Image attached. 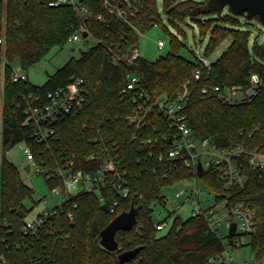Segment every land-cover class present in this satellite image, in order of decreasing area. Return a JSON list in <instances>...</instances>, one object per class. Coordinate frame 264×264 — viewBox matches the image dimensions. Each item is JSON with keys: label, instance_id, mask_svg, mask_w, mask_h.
I'll list each match as a JSON object with an SVG mask.
<instances>
[{"label": "trees", "instance_id": "1", "mask_svg": "<svg viewBox=\"0 0 264 264\" xmlns=\"http://www.w3.org/2000/svg\"><path fill=\"white\" fill-rule=\"evenodd\" d=\"M53 1L0 0V34L4 38L0 45V96L4 97L0 264H213L209 259L222 253L224 244L203 215L186 219L178 215L164 234L155 228L153 206L166 203L162 188L192 176L182 163L167 157L170 144L163 135L172 131L157 110L147 113L139 130L130 124L128 117L138 102L133 101L134 91L124 89L129 76L137 74L138 88L146 93L139 102L146 107L163 96L174 99L187 89L188 125L196 137L209 138L220 147L242 145L247 150H264V45L251 42V30L241 26L242 19L248 18L226 8L197 12L207 0H162L161 9L171 26L182 32L181 25L190 19L201 35L209 34L206 58L227 38H231L229 46L207 66L200 59L184 57L181 49L185 43L171 33V49L166 55L153 61L140 56L129 62L132 50L138 47L139 34L164 25L159 0H130V9L137 10L126 18L116 13V9L128 6L125 0H79L87 13L66 3L53 6ZM82 29L96 37V45L79 58L68 60L44 84H33L28 78L12 80L17 65L28 71ZM196 71L199 78L194 77ZM252 74L258 75L259 85L250 99L224 103L214 94L202 93L203 88L215 85L248 87ZM76 80L83 88L82 104L53 122L54 137L38 140L34 125L26 123V101L46 103L49 93L69 89ZM20 142L31 148L38 172L50 189L63 186L59 169L95 171L105 159L112 158L129 194L122 196L114 186L113 174H109L99 194L83 189L68 196L52 208L38 234L24 233L32 208L25 201L33 200L34 191L6 156ZM242 162L247 176L243 186L226 190L211 169L196 175L218 199L227 194L229 205L243 202L255 210L258 229L248 244L262 255L264 172L249 166L247 156ZM134 196L141 206L137 224L131 230L118 231V249L109 251L100 244V232L129 209ZM137 247L140 250L132 260L119 261L120 253Z\"/></svg>", "mask_w": 264, "mask_h": 264}, {"label": "built area", "instance_id": "2", "mask_svg": "<svg viewBox=\"0 0 264 264\" xmlns=\"http://www.w3.org/2000/svg\"><path fill=\"white\" fill-rule=\"evenodd\" d=\"M128 4L125 8L116 9L118 16L126 18L128 14L136 12L137 8L130 9V0H125ZM70 4L74 9L81 13H87V9L79 4V0H54L50 4L58 6L60 4ZM71 40H79L80 34L75 33L71 36ZM4 43V38L0 34V45ZM165 45L163 40L158 41V48L161 49ZM140 57L138 47L134 48L128 59L129 62ZM205 65H209L206 59H200ZM199 71L194 74L195 78H199ZM27 75L13 71L12 80H26ZM140 78L137 74L129 76L125 91L133 92V101L138 102L133 113L129 115L130 124L138 128L144 125V117L153 109L166 119L168 126L172 132L164 133L163 137L169 140L170 148L167 150V157L175 160L176 164L182 163L191 174L192 181L190 186H183L176 193L177 199H182V203H191V216L195 217L203 215L207 220L208 227L217 236L222 239L224 250L222 253L211 257L209 262L213 264H264V253L260 255L258 250L253 249L251 259L248 261H236L229 252L230 247L241 246L240 239L242 236L248 237L257 233V219L255 210L249 205L240 202L229 205L228 196L218 199L204 187L199 188L197 185L200 179L196 175L201 164L203 171L211 169L223 181L224 188L230 189L235 186H243L247 176L242 172V158L247 156L249 166L254 169L264 172V150H247L242 145H230L227 147L217 146L214 141L209 138H198L194 135L191 127L188 125L186 113V105L188 102V91L185 89L180 92L174 99L163 96L156 99L149 106H145L139 102V99L146 97V93L140 90L138 83ZM259 85V77L257 74H252L250 85L243 87L241 85H232L222 88L215 85L212 89L203 88L202 93L214 94L224 103H234L250 99L256 94ZM241 94V97H237ZM39 102V98L37 99ZM83 101V88L80 85V80H76L69 89H58L49 93V101L46 103L36 104L34 100H27L25 104V113L27 114L26 123L34 125V132L38 140L45 141L50 137L55 136V129L52 126L53 122L61 115L71 112L73 109L80 107ZM136 134L134 135V137ZM24 152L30 160H34L31 148L26 145ZM70 166V165H69ZM38 171H40L38 169ZM59 175L62 177L63 186L55 190V193L64 194L65 198L73 195L71 192L80 184L83 186L80 190H93L97 193L100 188L104 187L106 178L109 174H113V181L116 190L122 195L129 194V188L126 186V181L120 176L117 170L115 161L112 158L105 159L95 171H84L81 169L66 170L59 169ZM79 190V191H80ZM77 193V192H76ZM212 197V202L208 197ZM203 197V200H201ZM101 199V196H100ZM46 203V200H43ZM116 204V201L114 202ZM112 211L114 208L111 209ZM53 210H47L42 216H37L35 219H27L24 224V233L38 234L43 226L46 217L51 215ZM232 223H236L235 233L232 238L229 237V231ZM154 226L157 230H163L167 226L166 221H156ZM232 239V241H230Z\"/></svg>", "mask_w": 264, "mask_h": 264}, {"label": "rangeland", "instance_id": "3", "mask_svg": "<svg viewBox=\"0 0 264 264\" xmlns=\"http://www.w3.org/2000/svg\"><path fill=\"white\" fill-rule=\"evenodd\" d=\"M161 1L162 0H159L158 4L162 16V21L164 25L169 27L170 32L165 29L164 25L158 24L147 32L140 33L138 49L141 57L153 61L158 56L166 55L171 49V33L176 34L185 43V46L181 49V54L186 58L192 60L206 59L211 63L215 62L224 53L231 42V38H227L225 41H223L214 51V53L206 58L204 50L209 38V34L201 35L197 24L190 19L187 20V23L181 25L182 32L171 26L161 9ZM225 10H227V8ZM203 19H205V17ZM241 26L251 30V42L253 40H257L259 43L264 44V24L260 23L254 17L252 19L243 18ZM83 31L84 30L82 29L79 33V40L76 41L70 39L63 47L53 48L45 58L30 67L28 71L22 70L18 65L13 69V71L17 69L19 73L26 74L28 80L33 84H44L48 76L55 73L57 69L62 67L68 60H70L71 58H79L83 51H86L90 47L96 45V37L92 34H89L87 37H83ZM159 40H163L165 42L164 47L161 49L158 48ZM2 87L3 82L1 84V88ZM237 97H241V94H238ZM3 100V94H1L0 132L2 129ZM25 147V143L20 142L16 144L12 149H10L6 153V156L18 167L22 179L34 191L33 200L28 199L25 201V204L28 208L32 207L27 216V219H35L37 218L38 214L44 213L47 210L52 209L56 205L61 204L65 199V196L62 193H55V190L60 189V187L50 189L47 186L43 174L38 172L36 162L27 158L26 153L24 152ZM2 156L3 145L0 134V161L2 159ZM28 165L30 167L29 170H27ZM192 184V181L183 180L162 188V193L166 197V203L165 205L156 204L153 206V218L155 219V221L164 220L167 222V226L163 230H160L159 234H164L170 229L176 216L179 215L183 219L191 216L192 204L182 203L183 198L177 199L176 193L181 189V187L190 186ZM197 185L199 186V188H201L202 181H198ZM82 188L83 186L80 184L71 192L75 194ZM99 193L100 192L97 191V194ZM43 200H46L47 202L44 203ZM201 200H203V197H201ZM208 200L212 202V197H208ZM240 242L241 246L229 248L231 256H233L236 261L245 260L248 262H252L253 260L251 259V255L253 249L251 245L248 244V237L242 236Z\"/></svg>", "mask_w": 264, "mask_h": 264}, {"label": "water", "instance_id": "4", "mask_svg": "<svg viewBox=\"0 0 264 264\" xmlns=\"http://www.w3.org/2000/svg\"><path fill=\"white\" fill-rule=\"evenodd\" d=\"M227 8L234 15H246L248 19L254 17L259 18V22L264 24V0H207L199 7L197 12L210 13L221 12ZM83 37H87L88 33L83 32ZM264 45V44H263ZM29 165L27 170H29ZM199 172H202V166H198ZM141 206L136 204V196L133 197L128 210L122 211L116 215L100 232V244L109 251L118 249V241L116 234L118 231H127L135 227L138 220V213ZM236 229V223H232L229 237L232 238ZM232 241V239L230 240ZM140 250V247L124 251L118 255L120 262H128L132 260Z\"/></svg>", "mask_w": 264, "mask_h": 264}]
</instances>
